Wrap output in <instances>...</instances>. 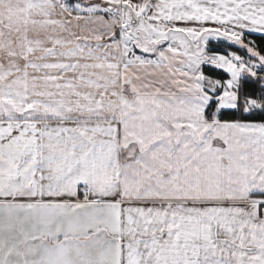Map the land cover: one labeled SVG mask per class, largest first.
Wrapping results in <instances>:
<instances>
[{"label": "snow or ice", "instance_id": "obj_1", "mask_svg": "<svg viewBox=\"0 0 264 264\" xmlns=\"http://www.w3.org/2000/svg\"><path fill=\"white\" fill-rule=\"evenodd\" d=\"M0 264H264V0H0Z\"/></svg>", "mask_w": 264, "mask_h": 264}]
</instances>
